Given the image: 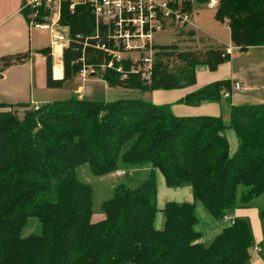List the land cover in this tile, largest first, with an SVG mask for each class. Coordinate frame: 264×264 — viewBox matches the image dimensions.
Segmentation results:
<instances>
[{
  "label": "trees",
  "instance_id": "1",
  "mask_svg": "<svg viewBox=\"0 0 264 264\" xmlns=\"http://www.w3.org/2000/svg\"><path fill=\"white\" fill-rule=\"evenodd\" d=\"M22 5L28 23L32 14L36 24H45L49 10H32L25 0ZM60 12L58 23L68 27L70 38L90 33L86 7L70 13L62 3ZM213 17L226 23L234 48L264 46V0H218ZM185 35L194 43L195 33ZM75 50L72 42L63 49L59 80L51 76L50 48L39 51L48 89L77 77L81 53ZM177 50L176 43L155 50L147 82L135 75L121 79L112 70L100 78L110 88L170 91L193 86L199 66L214 72L230 59L224 47ZM28 55L3 57L1 68L20 64ZM99 62L100 56L88 49L86 63ZM230 89L228 81L215 82L187 95L182 104L217 102ZM0 108V264H248L253 247L248 222L232 220L203 245L195 229V206L220 221L264 193V106H230L228 126L220 118L176 117L169 106L140 99L102 102L73 95L38 108ZM228 129L236 139L233 152L224 136ZM119 164L148 169L149 177L136 188H116L101 205L103 219L93 223L92 191L78 182L76 168L88 165L102 176L124 172ZM157 172L167 188H189L192 203L167 202L159 209ZM158 211L160 229L154 227ZM31 218L38 232L22 237ZM258 218L264 228V206ZM259 250L264 262V242Z\"/></svg>",
  "mask_w": 264,
  "mask_h": 264
},
{
  "label": "crops",
  "instance_id": "2",
  "mask_svg": "<svg viewBox=\"0 0 264 264\" xmlns=\"http://www.w3.org/2000/svg\"><path fill=\"white\" fill-rule=\"evenodd\" d=\"M25 1L28 6L33 0ZM23 7L22 0H0V59L17 54H29L26 61L4 69L1 68L2 62H0V105L26 104L38 108L46 103L69 99L73 95L78 99L106 102V100L92 99L96 88L102 87L101 83H105L96 76L84 81L75 77L69 82L72 87L75 86L74 89L61 88L56 90L46 87V63L44 56L39 51L50 48L52 56L51 76L54 80H59L63 76L61 58L59 60L60 67H56L52 36V41L47 44L40 36L45 30L37 28V33L33 35L31 32L33 26L22 15ZM224 24L226 25V23ZM196 31L198 30L193 24L192 32L196 33ZM196 38L195 34L193 39ZM212 39L214 40V38ZM195 43H200V41L196 40ZM212 45L227 49L230 55L229 61L221 64L214 72L205 68H198L195 84L191 87L170 91H153L152 104L169 106L170 112L176 117L220 118L225 126L229 125L230 106H264V46L252 47L243 51L234 48L230 38L227 43L222 44H209L208 42V46ZM56 70L60 72L59 77L54 76ZM221 81H228L230 84L231 89L228 97H225L223 93L222 99L217 102H202L194 106L182 104L187 95ZM76 83H79L78 86ZM235 83H238L242 89H234ZM106 87L107 85L104 90L109 91L110 89ZM62 89L65 91H61ZM2 111L4 109L0 108V112ZM224 136L228 144H231V147L235 149L236 139L233 132L226 130ZM168 194V197L172 199L178 198L188 203L193 201L188 189H182L177 193L172 191ZM258 212L256 207L236 208L223 220L218 221L210 217L203 207L197 204L195 206L197 217L195 229L201 233L200 242L208 244L232 220L244 219L250 226L253 238L251 258L248 264H264L260 252L253 251L254 248L260 249L261 243L264 242V229H262L259 221Z\"/></svg>",
  "mask_w": 264,
  "mask_h": 264
},
{
  "label": "built area",
  "instance_id": "3",
  "mask_svg": "<svg viewBox=\"0 0 264 264\" xmlns=\"http://www.w3.org/2000/svg\"><path fill=\"white\" fill-rule=\"evenodd\" d=\"M41 1L54 13L49 18L50 26L45 23L34 27L50 29L54 45L61 41L63 49L71 42L76 45L75 51L81 53L76 61L81 63L77 78L82 81L95 77L98 72L100 77L101 72L112 70L120 74L121 79L135 75L147 82L152 72L153 54L164 47L155 41L156 37L162 33H173L176 38L185 36L192 31L194 8L199 7L196 0H33L28 6L35 7ZM62 3L67 4L70 13L77 7H86L92 20L89 34H77L72 39L67 27L63 28L66 37L54 35L51 27L58 24ZM217 4L218 0H208L201 7L215 11ZM88 49L100 56L98 64L86 63ZM233 88L242 89L238 83ZM228 93H224L225 97ZM115 175L122 177L124 172L117 171ZM253 251L260 250L254 248Z\"/></svg>",
  "mask_w": 264,
  "mask_h": 264
},
{
  "label": "rangeland",
  "instance_id": "4",
  "mask_svg": "<svg viewBox=\"0 0 264 264\" xmlns=\"http://www.w3.org/2000/svg\"><path fill=\"white\" fill-rule=\"evenodd\" d=\"M32 10H38L39 8L43 7L46 10H49L47 7L45 1H41L40 5H37L35 7L28 6ZM214 12L213 10H208L205 7H195L194 13L195 16L193 18V24L197 28L198 31H196V39L194 40V43L189 42L188 37L185 35L179 39L174 37L173 33H162L158 35L155 39L161 46H169L172 44H177L179 52L184 51H192V52H199L203 51L208 47L209 44H217V43H227L229 40V32L224 23H220L214 19ZM52 13L54 11L49 10V15L45 16V23L50 26L49 18L52 16ZM61 13V12H60ZM60 18V16H59ZM58 18V19H59ZM30 24L33 26L31 27V32L33 35L37 33V28H35V22L33 21L34 15L29 16ZM57 17L54 19L56 20ZM63 28H67L66 26H60L58 23L57 25H54L51 27L52 30H54L55 36H64L66 37V33H63ZM40 35V33H39ZM44 41L49 44L51 40V31L50 29L45 30L40 35ZM214 38V40L212 39ZM203 39L204 42L195 43L196 40ZM213 47H216L212 45ZM200 68V66H199ZM202 68V67H201ZM96 77H99V72L97 73ZM100 78V77H99ZM70 82V81H69ZM69 82H66L63 87V89H74L72 85H70ZM79 83H76V86H78ZM102 87L96 88L95 95L92 99L94 100H106V102H114L117 100H127V99H140L144 102L152 103L153 100V94L152 92H140L138 90H131V89H124V88H110V90L107 91L104 90L105 86L107 84L101 83ZM106 87V88H107ZM58 88V89H61ZM61 91H65V90ZM77 89V87H76ZM57 90V89H56ZM131 90V91H127ZM230 130V129H228ZM230 146V151L235 150L234 147ZM236 148V147H235ZM233 152V151H232ZM120 169L123 170L127 175L123 177H117L114 173L105 174L102 176H96L92 173L90 167L88 165H81L76 168V179L78 182L86 184L90 187L92 191V198H91V221L93 223L98 222L101 218L103 219V215L101 213V205L106 201L112 198V196L115 193L116 188H118L120 185L124 186L125 188H136L140 184H142L144 181H146L149 177V170L148 169H126L123 165L119 164ZM156 183H157V195H156V205L159 209L163 207V205L167 202H177L181 203L184 202L182 199H172L171 197H168L169 194L173 191V193H177V191H182V189H188L189 188H180V189H174V188H167L164 185L163 177L160 173L157 172L156 176ZM165 191H167L165 193ZM191 192V191H190ZM241 189H238L237 192V198H239ZM181 193V192H180ZM168 197V198H167ZM264 206V193L261 194L258 198H254L247 207H256L258 210L261 209V207ZM245 207V208H247ZM163 218L161 213L158 211L156 213L154 227L157 229H160L162 227ZM37 221L33 218L29 219L22 231L21 236L27 237L31 234H35L33 232H38L39 225L37 227ZM264 229V228H262ZM219 234V233H218ZM215 237V236H214ZM213 237V238H214ZM213 240V239H211ZM211 242V241H210ZM209 242V243H210ZM208 243V244H209ZM207 243H203V245H208Z\"/></svg>",
  "mask_w": 264,
  "mask_h": 264
},
{
  "label": "bare ground",
  "instance_id": "5",
  "mask_svg": "<svg viewBox=\"0 0 264 264\" xmlns=\"http://www.w3.org/2000/svg\"><path fill=\"white\" fill-rule=\"evenodd\" d=\"M62 50H63V45L61 41H58L55 43L54 45V58H55V66L56 67H60V58H61V54H62ZM54 76L55 77H59L60 76V72L59 71H54Z\"/></svg>",
  "mask_w": 264,
  "mask_h": 264
}]
</instances>
